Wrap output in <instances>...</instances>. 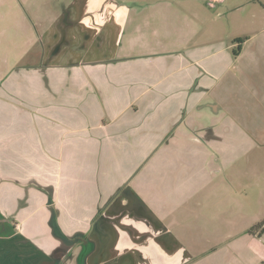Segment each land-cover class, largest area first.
Listing matches in <instances>:
<instances>
[{"label": "crops", "instance_id": "obj_1", "mask_svg": "<svg viewBox=\"0 0 264 264\" xmlns=\"http://www.w3.org/2000/svg\"><path fill=\"white\" fill-rule=\"evenodd\" d=\"M225 1L224 15L249 6L242 18L264 22V4ZM5 5V41L42 25V50L0 70V264H264V196L211 183V146L228 149L211 136L264 131V80L249 83L264 73V35L248 54L246 30L233 55L193 0L176 18L150 1L143 22L116 2L35 21ZM242 84L260 98L244 93L216 133L211 119L229 115L222 92Z\"/></svg>", "mask_w": 264, "mask_h": 264}, {"label": "rangeland", "instance_id": "obj_2", "mask_svg": "<svg viewBox=\"0 0 264 264\" xmlns=\"http://www.w3.org/2000/svg\"><path fill=\"white\" fill-rule=\"evenodd\" d=\"M11 8L7 11H4L6 7L3 8V14H7L8 17L14 15L13 7L16 6L18 12L22 11V16L30 19L32 21L35 20H46L52 18L63 19L65 17H69L72 12V9H65L68 5L79 4L84 2H92L99 6L101 3L111 2L117 5L118 7H122L124 10L127 11V7L134 6L139 13L135 17L136 20H140L143 22L144 18L147 17L149 13V9L146 8L150 1L156 0H17L20 1L21 5L14 0H4ZM169 8V16L170 18H176V5L182 4V2L192 3V0H162ZM193 0V3L197 6H200L195 9L199 12V15L205 17L202 14L211 13L214 16V19H211V40H223L227 44L233 43V39L236 37H240L245 39L246 30L254 27V36H252L247 43L245 44L246 47H249L248 54L250 51L255 49L256 42L264 33L258 32L257 30L261 27L264 28V22H261L263 19L258 21L255 24H251L250 21L244 20L242 18L243 14H249L248 12L244 11L245 8H249V6L245 7L244 9H233L228 11V14H223L224 10L221 7V3L218 2L215 4L214 7L209 5L208 0ZM233 0H226L225 2L229 3ZM239 1V0H237ZM243 1V0H242ZM250 2L254 0H248ZM257 3L264 4V0H255ZM68 3V4H67ZM249 4V3H248ZM13 6V7H12ZM145 13V14H143ZM227 15H229V19H227ZM108 17V16H107ZM208 20V19H207ZM188 23H191L188 22ZM8 24V23H6ZM6 24H1L0 27L2 30V36L0 37V70L5 68H11L13 65L19 63H28L34 61L37 58L39 52H41V41L38 39L37 34H39V27L42 25H31L27 31H24V36L22 39L18 40L13 39L12 41H5L9 36H11L14 31L11 28L6 29ZM45 27V26H44ZM5 29V31H4ZM42 29V28H40ZM4 40L2 37L6 34ZM61 33H64V30H61ZM15 34V33H14ZM19 36V35H18ZM26 38L28 39L27 41ZM127 38V36H126ZM28 42V43H27ZM153 40H149L148 44H152ZM242 45V44H241ZM258 47V46H257ZM6 51H3V50ZM27 52L29 50V54L25 55L23 58H19L20 52ZM22 52V53H23ZM4 54V55H2ZM259 57H264L263 53L259 54ZM246 61H253V58L249 55L245 54ZM259 59L255 60L258 61ZM264 62V58L261 59ZM253 66L256 65L255 62L251 63ZM260 65V64H259ZM234 79V78H233ZM239 79V78H238ZM222 80H228V78H222ZM230 80V77H229ZM264 80V73L258 72L254 74H249V83L256 84V88L258 89L259 82ZM231 82V80H230ZM240 82V81H239ZM237 83V80H236ZM234 87L231 90H225L222 92V99H224V103L228 105L227 109H229V115L224 116L223 120L219 119H211V123L215 126L216 133L221 132L222 126L226 123L233 124L234 118H228L231 116L232 112L237 111L238 107L241 106V101L243 98L244 93L248 94L249 98H254L255 101L260 98V94L257 92L253 95V89L249 87V85L242 84V90L238 93V90L235 89L233 92ZM221 99V98H219ZM237 100V101H236ZM250 100V99H249ZM238 102V104H236ZM248 103V102H247ZM252 108V112H255L256 104L253 102L249 105ZM232 119V120H231ZM219 120V121H218ZM232 121V122H231ZM264 128V118L260 121ZM234 132V131H233ZM212 133V132H211ZM215 145H227L228 149L219 150L213 149L211 146V183L219 184L223 189L227 187L233 190L237 197L239 195H247L248 199H254L259 195L264 196V131L261 133L260 131L254 132V136H241L240 135H233L223 137V136H211V144ZM241 143H245V151L241 149H232L233 146H240ZM247 146V147H246ZM214 180V182L212 181ZM257 182V183H256ZM221 189L219 186L217 188L211 185V193L214 191H219ZM222 192V191H221ZM259 203V201H258ZM262 205L260 206L264 208V201L260 202ZM212 205V203H211ZM170 204H167L166 208L169 209ZM195 207V206H194ZM180 208H183L180 206ZM178 209V208H176ZM199 209V208H198Z\"/></svg>", "mask_w": 264, "mask_h": 264}, {"label": "trees", "instance_id": "obj_3", "mask_svg": "<svg viewBox=\"0 0 264 264\" xmlns=\"http://www.w3.org/2000/svg\"><path fill=\"white\" fill-rule=\"evenodd\" d=\"M244 39L240 37H236L233 39V43H235V49L232 50L233 55H237L239 51L241 50V44L243 43ZM259 224L258 226H260ZM264 231V228L262 229V232Z\"/></svg>", "mask_w": 264, "mask_h": 264}, {"label": "built area", "instance_id": "obj_4", "mask_svg": "<svg viewBox=\"0 0 264 264\" xmlns=\"http://www.w3.org/2000/svg\"><path fill=\"white\" fill-rule=\"evenodd\" d=\"M222 0H208L209 5L214 6L216 3L220 2Z\"/></svg>", "mask_w": 264, "mask_h": 264}]
</instances>
